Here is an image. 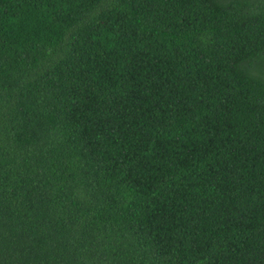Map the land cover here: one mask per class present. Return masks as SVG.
Wrapping results in <instances>:
<instances>
[{
    "label": "trees",
    "instance_id": "1",
    "mask_svg": "<svg viewBox=\"0 0 264 264\" xmlns=\"http://www.w3.org/2000/svg\"><path fill=\"white\" fill-rule=\"evenodd\" d=\"M0 264H264V0H0Z\"/></svg>",
    "mask_w": 264,
    "mask_h": 264
}]
</instances>
